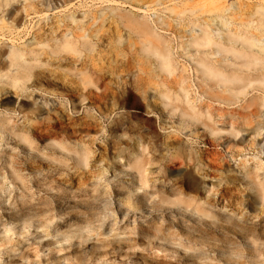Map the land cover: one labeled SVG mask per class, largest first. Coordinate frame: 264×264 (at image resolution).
Wrapping results in <instances>:
<instances>
[{"label":"rangeland","instance_id":"374dc122","mask_svg":"<svg viewBox=\"0 0 264 264\" xmlns=\"http://www.w3.org/2000/svg\"><path fill=\"white\" fill-rule=\"evenodd\" d=\"M1 4L0 264H264V94L220 86L216 94L235 98L215 101L196 59L230 73L236 63L191 45L206 22L217 43L252 32L241 26L264 22V0ZM130 21L163 37L172 75ZM65 39L78 54L60 51ZM13 48L33 66L16 86ZM184 91L194 111L162 103ZM136 157L143 177L130 167Z\"/></svg>","mask_w":264,"mask_h":264},{"label":"bare ground","instance_id":"6f19581e","mask_svg":"<svg viewBox=\"0 0 264 264\" xmlns=\"http://www.w3.org/2000/svg\"><path fill=\"white\" fill-rule=\"evenodd\" d=\"M11 1L14 0H2L1 7L4 9L8 7L11 3ZM67 2V0H65ZM217 10V9H216ZM260 11H263L264 8H261ZM260 11H257V13L263 18V13L260 14ZM190 14H195L197 11L190 10ZM211 12V11H210ZM217 13V12H214ZM10 14V13H9ZM179 14V15H183ZM219 14V13H217ZM220 17V16H217ZM71 21L74 22L73 18L70 17ZM130 23L133 25V27L136 29V31L140 34V36L143 38L142 44L145 47V51L149 54H152L156 56L159 59V66L162 72L172 75L176 68L174 67L173 61L170 56V51L168 48V45L164 41L163 37L154 32L151 27L148 26L147 23L144 22H135L130 21ZM195 27H201L196 24H193ZM221 25L223 27L228 26L227 21H221ZM247 26V28L252 29V32L248 31H240L239 33L235 32H228V36L224 38V43H217L215 40H213L210 30H208V23L206 22L204 28H200V34L194 37L191 41V45L197 49L200 48H212L215 47L216 51L211 55H230L233 58V61L236 63L237 69L233 72H227L225 70H222L214 65L210 64L208 57H198L196 59V68L195 73L197 75H201L206 80H210L214 82V100L218 101L220 103H223L225 105H232V98L235 96H223L222 94H216L215 89L222 86L224 88L223 94H225L227 91H235L237 95H242L245 93V91L250 87H256L264 94V43L258 39V36L256 32L263 33L264 32V22H259L255 27L251 25V23L243 25L241 27ZM220 31V29L218 30ZM81 39H84V35H82ZM64 43L61 45V52H64L66 54H78L79 51L76 48V44H72L69 39H65L63 41ZM85 45V42L82 46ZM253 48H258L260 52H254ZM30 55L34 56V52L31 51ZM9 58L11 61V65L13 68H15V71L12 73L10 77V83L12 86H16L22 78V75H20V72H26L33 68L31 64H24L19 65L18 63L25 58V53L20 52L17 49H11L9 53ZM226 59V58H224ZM19 66V67H18ZM22 69V70H21ZM26 74V77L29 78V76ZM81 82L85 85L88 84V80L81 79ZM212 89L213 86H210ZM79 87L71 88L69 91L71 93L78 92ZM87 93H83L80 98V103L83 105L86 101L89 104L90 100L87 99ZM161 100L162 103L168 107L167 104H171L173 102L178 104L186 103L187 105H190V109L192 111L195 110V107L191 105L189 99L187 98V93L184 91V98H180L178 96L174 97L170 93L161 94ZM99 99V98H95ZM188 99V100H187ZM86 103V104H87ZM254 102L249 105L248 109H252L250 112V115L253 113H257V108L255 107ZM258 107H264V101L262 103H257ZM177 110L180 111V115L184 113L179 107ZM185 115V114H184ZM201 114H197L196 112L193 113V116H190L193 120H198L201 118ZM210 133L212 134L213 131L210 130ZM260 135V134H258ZM21 139H24V141H27L25 136L19 135L18 136ZM139 173L140 177L142 176L141 173V165L138 163L137 157L134 159L133 164L130 166ZM142 179V178H141ZM177 203L175 205H184L185 210L190 209L191 214L195 215H201L207 218H210L211 216L203 211H201V208L197 206L196 208H190L191 205L187 204L183 200H177ZM214 215H217L216 212H214Z\"/></svg>","mask_w":264,"mask_h":264}]
</instances>
